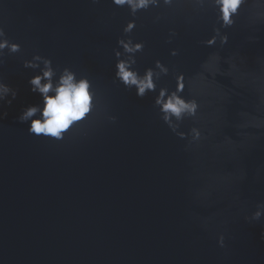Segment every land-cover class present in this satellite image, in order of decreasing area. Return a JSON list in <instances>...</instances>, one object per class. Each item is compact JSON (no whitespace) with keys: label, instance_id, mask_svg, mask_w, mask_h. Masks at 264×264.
<instances>
[{"label":"water","instance_id":"1","mask_svg":"<svg viewBox=\"0 0 264 264\" xmlns=\"http://www.w3.org/2000/svg\"><path fill=\"white\" fill-rule=\"evenodd\" d=\"M216 15L197 0L135 18L111 0H0V27L21 45L0 65L18 92L0 103V264H264V216L246 219L264 203V0H246L221 29L228 43L208 47ZM131 19L145 45L141 74L157 60L169 69L143 98L114 79L113 50ZM36 54L86 76L98 96L61 141L18 120L41 102L23 67ZM179 73L182 95L199 104L179 122L184 138L154 105Z\"/></svg>","mask_w":264,"mask_h":264},{"label":"clouds","instance_id":"2","mask_svg":"<svg viewBox=\"0 0 264 264\" xmlns=\"http://www.w3.org/2000/svg\"><path fill=\"white\" fill-rule=\"evenodd\" d=\"M91 2L98 4L101 0H91ZM111 3L119 8H127L130 15L135 18L140 11L158 8L161 5L171 6L174 0H111ZM197 3L200 7L210 4L219 22V27L213 29L214 35L203 43L212 47L219 39L221 46L227 44L228 34L222 33L221 29L235 25V17L239 15V10L246 0H197ZM135 28L136 20H129L122 30L124 37L116 42L117 48L113 50L114 79L125 88L134 89L135 95L143 98L149 92H156L157 81L161 75H167L169 69L157 60L154 67L145 68L141 74L136 66V54L143 52L145 45L143 41L137 42L132 39L130 34ZM172 34L175 35L174 32ZM5 50L9 54H15L20 52L21 45L8 39L4 28L0 27V65L4 63ZM171 55H177V51L173 49ZM23 67L32 69L35 73L28 79L29 90L41 98L40 103L25 107L18 116L20 123L28 125L27 132L30 135L61 141L74 126L86 120L97 107L99 102L97 93L86 76L78 78L76 72L69 67L58 71L50 58L39 54L33 55L30 60H24ZM175 81L174 90L160 87L154 99V105L158 108L162 120L173 132H177L179 122L185 118H195L199 109L195 99L189 100L182 95L185 87L184 74H177ZM17 95L16 89L0 80V103L11 105ZM6 115L7 113L0 114V119ZM110 119L115 121L116 117ZM177 135L184 138L186 133L177 132ZM190 135L194 141L202 138L200 129L196 127L191 128ZM262 216H264V203L258 204L257 210L246 219L259 221ZM260 238L264 240V231H261ZM217 243L221 248L225 247L223 234L219 235Z\"/></svg>","mask_w":264,"mask_h":264}]
</instances>
